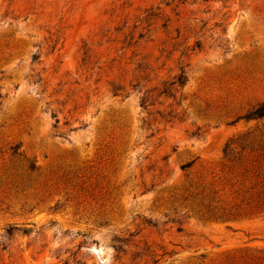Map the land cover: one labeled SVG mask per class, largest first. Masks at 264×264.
Returning <instances> with one entry per match:
<instances>
[{"label":"rangeland","instance_id":"obj_1","mask_svg":"<svg viewBox=\"0 0 264 264\" xmlns=\"http://www.w3.org/2000/svg\"><path fill=\"white\" fill-rule=\"evenodd\" d=\"M0 94V264L264 251V212L207 215L236 195L228 140L264 133L239 118L264 101V0H0Z\"/></svg>","mask_w":264,"mask_h":264},{"label":"trees","instance_id":"obj_2","mask_svg":"<svg viewBox=\"0 0 264 264\" xmlns=\"http://www.w3.org/2000/svg\"><path fill=\"white\" fill-rule=\"evenodd\" d=\"M239 118H264V101L255 104ZM12 150L13 154H19L18 145ZM224 160L229 171L237 178V187H233L236 195L226 207L213 206V199L207 210L208 218L223 220L264 212V133L250 130L230 138L224 148ZM28 170L33 172L34 164L29 165ZM220 264H264V251L231 254Z\"/></svg>","mask_w":264,"mask_h":264}]
</instances>
